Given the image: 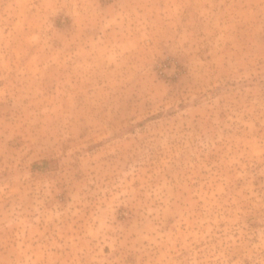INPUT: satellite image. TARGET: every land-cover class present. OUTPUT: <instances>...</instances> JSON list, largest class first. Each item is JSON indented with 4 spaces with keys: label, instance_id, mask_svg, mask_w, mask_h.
<instances>
[{
    "label": "rangeland",
    "instance_id": "obj_1",
    "mask_svg": "<svg viewBox=\"0 0 264 264\" xmlns=\"http://www.w3.org/2000/svg\"><path fill=\"white\" fill-rule=\"evenodd\" d=\"M0 264H264V0H0Z\"/></svg>",
    "mask_w": 264,
    "mask_h": 264
}]
</instances>
